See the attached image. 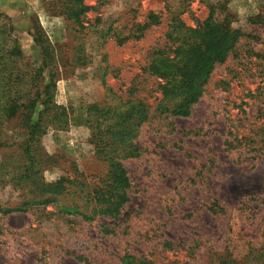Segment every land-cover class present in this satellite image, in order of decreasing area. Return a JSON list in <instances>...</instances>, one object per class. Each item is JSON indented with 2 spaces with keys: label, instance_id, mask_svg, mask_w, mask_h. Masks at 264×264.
Listing matches in <instances>:
<instances>
[{
  "label": "rangeland",
  "instance_id": "obj_1",
  "mask_svg": "<svg viewBox=\"0 0 264 264\" xmlns=\"http://www.w3.org/2000/svg\"><path fill=\"white\" fill-rule=\"evenodd\" d=\"M59 2L0 0V24L13 25L22 65L42 58L33 35L50 44L54 100L71 113L67 128H51L41 140L43 154L53 156L42 170L48 182L75 173L70 160L80 173L105 171L89 126L76 121L89 104L135 96L155 107L158 78L146 69L155 49L170 47L175 19L196 26L214 7L215 20L231 19L242 35L188 117H154L142 127L143 153L127 161L131 201L115 234L0 208V264H125L126 252L155 264H264V0H86L85 29L59 13ZM151 13L157 23L125 38ZM1 122L3 139L20 138L17 119ZM9 153L8 163L21 161ZM3 157L0 151V163ZM3 178L0 170V207L20 204Z\"/></svg>",
  "mask_w": 264,
  "mask_h": 264
},
{
  "label": "trees",
  "instance_id": "obj_2",
  "mask_svg": "<svg viewBox=\"0 0 264 264\" xmlns=\"http://www.w3.org/2000/svg\"><path fill=\"white\" fill-rule=\"evenodd\" d=\"M58 6L59 13L76 27L87 28L84 18L92 7L86 0H60ZM157 22L158 15L151 13L148 22L125 38L138 39L146 28ZM171 27L167 33L170 47L155 49L146 69L158 78L160 96L154 98V108L143 98L120 97L113 104L91 103L76 118L77 122L89 126L94 155L103 163L105 171L94 176L80 173L78 162L70 160L75 173H64L48 182L42 170L53 161V156L43 154L41 140L51 128H67L71 119L70 110L54 100L56 79L51 64L56 58L50 44L41 43L40 36L33 35L42 58L38 65L25 67L19 62L24 55L13 36V25L0 24V125L2 119H17L20 124L18 140L3 139L0 128V151L4 156L0 170L4 183L11 184L23 197L20 204L0 207L3 213H33L39 215L38 219L53 216L73 226L82 222L96 224L104 235L116 233L133 188L127 161L143 153L138 142L142 127L154 117H188L202 97L213 69L225 62L242 35L232 26L231 19L216 21L214 7L196 26H187L175 19ZM129 91L133 94L134 88ZM10 151L20 154L21 161L16 165L6 161ZM70 254L91 262L83 253ZM122 261L155 264L145 255L136 257L128 252Z\"/></svg>",
  "mask_w": 264,
  "mask_h": 264
}]
</instances>
